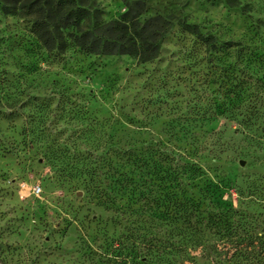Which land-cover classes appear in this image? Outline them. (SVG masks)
I'll list each match as a JSON object with an SVG mask.
<instances>
[{"label": "rangeland", "instance_id": "rangeland-1", "mask_svg": "<svg viewBox=\"0 0 264 264\" xmlns=\"http://www.w3.org/2000/svg\"><path fill=\"white\" fill-rule=\"evenodd\" d=\"M36 2L0 0V264H121L112 242L132 233L186 244L176 200L232 211L249 233L232 243L257 253L264 107L247 126L195 106L238 103L222 89L235 78L264 83L236 54L264 56V0H65L82 28L52 51L22 11Z\"/></svg>", "mask_w": 264, "mask_h": 264}, {"label": "trees", "instance_id": "trees-1", "mask_svg": "<svg viewBox=\"0 0 264 264\" xmlns=\"http://www.w3.org/2000/svg\"><path fill=\"white\" fill-rule=\"evenodd\" d=\"M23 2L26 3V0ZM22 11H28L34 18L33 33L48 51L54 50L58 42L63 43V37H59L62 30L71 26L76 29L82 28L81 12L75 15L71 13L65 0H54L49 4H43V0H37L28 10L23 8ZM73 19L74 22H71ZM236 49L239 61L243 60V63L247 61L254 70L261 72L264 70V56H259L243 46L237 45ZM235 76L237 77V74ZM247 77L246 83L235 78V84L232 83L229 89L222 88L226 89V93L230 96L238 93V103H234L231 99L223 104L215 101L209 104L204 102L201 103L202 105L195 106L197 109L195 112L205 121H208L207 119L214 121L220 116L229 115L235 118L236 112L242 111L239 115L244 118L243 125H251L253 119L250 117L255 116L254 112L259 107H264V104L263 102H251L248 97H245L249 96L251 90H264V83L258 80L255 74H249ZM207 89L210 90V87L207 86ZM230 101L232 103H229ZM176 205L179 207L178 200L174 202L176 209L172 218L173 222L183 223L189 226V230L175 229L174 237L183 239L186 244L176 242L168 244L156 237L148 238L132 233L112 242L111 249L119 254L121 264H198L199 260L211 264H244V262L264 264V236L258 240L257 253L250 252L254 245L252 242L246 245L232 243V240L238 239L239 235L248 236L249 234L247 227L244 226L239 230L233 225L232 211L204 218L198 204L190 202L182 212H179ZM203 225H206L208 234L204 232ZM208 240L214 241L215 244H211Z\"/></svg>", "mask_w": 264, "mask_h": 264}, {"label": "built area", "instance_id": "built-area-1", "mask_svg": "<svg viewBox=\"0 0 264 264\" xmlns=\"http://www.w3.org/2000/svg\"><path fill=\"white\" fill-rule=\"evenodd\" d=\"M41 193H42V190L40 188H36L33 191V195L36 197H39L41 195Z\"/></svg>", "mask_w": 264, "mask_h": 264}]
</instances>
